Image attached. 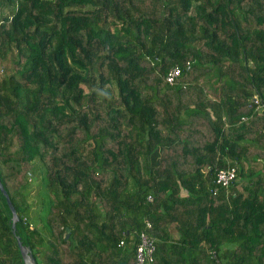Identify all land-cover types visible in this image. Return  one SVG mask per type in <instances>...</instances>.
<instances>
[{
    "label": "trees",
    "instance_id": "16d2710c",
    "mask_svg": "<svg viewBox=\"0 0 264 264\" xmlns=\"http://www.w3.org/2000/svg\"><path fill=\"white\" fill-rule=\"evenodd\" d=\"M256 96L264 0H0V177L17 235L38 264H137L149 220L153 264H264ZM0 264H24L1 190Z\"/></svg>",
    "mask_w": 264,
    "mask_h": 264
},
{
    "label": "built area",
    "instance_id": "2783aa9c",
    "mask_svg": "<svg viewBox=\"0 0 264 264\" xmlns=\"http://www.w3.org/2000/svg\"><path fill=\"white\" fill-rule=\"evenodd\" d=\"M180 75V67H175L170 71L167 80L173 84ZM254 102L256 103V110L264 109V96L260 98L256 96ZM244 121H249V117L243 115L241 122ZM237 173L238 171L236 167H229L219 170L216 175L215 185L210 188L212 193L216 195L219 192L220 187H224L229 193L230 186L237 178ZM148 199L152 200V197L149 196ZM146 224L147 228L141 233L140 242L137 245V264H153L155 260L156 239L150 233L151 229H153V223L149 220H146Z\"/></svg>",
    "mask_w": 264,
    "mask_h": 264
},
{
    "label": "water",
    "instance_id": "95a60500",
    "mask_svg": "<svg viewBox=\"0 0 264 264\" xmlns=\"http://www.w3.org/2000/svg\"><path fill=\"white\" fill-rule=\"evenodd\" d=\"M0 190L4 194V196L7 199V202L9 204V207L11 208L12 211V227H13V232L16 234V239L18 242V246L24 261V264H38L36 257L33 253L32 247L30 245L24 244L22 241V237L20 235H17V222L20 220V217L17 213V210L11 200V197L9 196L2 179L0 177ZM69 233L67 234V237H69Z\"/></svg>",
    "mask_w": 264,
    "mask_h": 264
},
{
    "label": "rangeland",
    "instance_id": "374dc122",
    "mask_svg": "<svg viewBox=\"0 0 264 264\" xmlns=\"http://www.w3.org/2000/svg\"><path fill=\"white\" fill-rule=\"evenodd\" d=\"M260 111H262V110H260ZM259 111V112H260ZM243 160V158L240 160V162H239V164L241 165V169H246V170H248L249 168H251V167H253L255 164H256V161L255 160H253V159H247V160H244L243 162H241ZM247 177H245V176H240L239 177V181H238V184L239 185H242V186H240L239 188H240V191H243V192H245L244 191V188H242L243 187V185H244V183L247 181ZM246 193V192H245ZM32 212H34L35 211V209H33V210H31Z\"/></svg>",
    "mask_w": 264,
    "mask_h": 264
},
{
    "label": "crops",
    "instance_id": "0c3cea01",
    "mask_svg": "<svg viewBox=\"0 0 264 264\" xmlns=\"http://www.w3.org/2000/svg\"><path fill=\"white\" fill-rule=\"evenodd\" d=\"M202 81H203V83L206 84V90H207V92L209 93L210 97H211L212 99H219V96H220L219 93L217 94V93L215 92V90H214L212 87H210V86L208 85V83L206 82V81H208V79H203ZM225 120H226V118H225Z\"/></svg>",
    "mask_w": 264,
    "mask_h": 264
},
{
    "label": "clouds",
    "instance_id": "9594fccd",
    "mask_svg": "<svg viewBox=\"0 0 264 264\" xmlns=\"http://www.w3.org/2000/svg\"><path fill=\"white\" fill-rule=\"evenodd\" d=\"M242 117V116H241ZM240 121H241V119H240ZM245 122H248V121H245ZM233 167H236V166H233ZM237 168V167H236ZM238 171V170H237ZM237 175H238V173H237ZM216 179V178H215ZM237 179V178H236ZM235 182V181H234ZM231 187V186H230ZM229 192H230V190H229Z\"/></svg>",
    "mask_w": 264,
    "mask_h": 264
}]
</instances>
